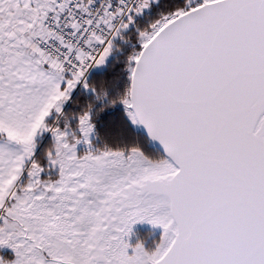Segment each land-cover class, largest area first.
<instances>
[{"label": "snow or ice", "instance_id": "1", "mask_svg": "<svg viewBox=\"0 0 264 264\" xmlns=\"http://www.w3.org/2000/svg\"><path fill=\"white\" fill-rule=\"evenodd\" d=\"M0 264H264V0H0Z\"/></svg>", "mask_w": 264, "mask_h": 264}, {"label": "trees", "instance_id": "2", "mask_svg": "<svg viewBox=\"0 0 264 264\" xmlns=\"http://www.w3.org/2000/svg\"><path fill=\"white\" fill-rule=\"evenodd\" d=\"M122 67V65L117 66V69L115 72L119 71V68ZM115 72H110L109 69L105 68L102 71H94L92 73V78L96 79L99 82V79L103 75L112 76L115 74ZM121 83H123V76L121 77ZM104 119L109 122V130L114 134L118 135L119 133H123L125 138L131 139L135 136H140L141 138L144 137V134L141 132L140 129L132 128L127 120L126 117L123 116L122 109L116 108L110 112H108ZM102 131L105 130V127L102 126ZM148 232H144V235H147Z\"/></svg>", "mask_w": 264, "mask_h": 264}, {"label": "rangeland", "instance_id": "3", "mask_svg": "<svg viewBox=\"0 0 264 264\" xmlns=\"http://www.w3.org/2000/svg\"><path fill=\"white\" fill-rule=\"evenodd\" d=\"M105 69V68H104ZM104 69H98L95 71H102ZM135 232L139 235L141 239H145L146 243L148 245L151 244L153 239H156L159 236V230L153 229L151 226L144 224V225H137L135 228ZM144 232H148L147 235H144ZM149 233H152V235H149Z\"/></svg>", "mask_w": 264, "mask_h": 264}, {"label": "water", "instance_id": "4", "mask_svg": "<svg viewBox=\"0 0 264 264\" xmlns=\"http://www.w3.org/2000/svg\"><path fill=\"white\" fill-rule=\"evenodd\" d=\"M140 130H141V132L144 134L143 130H142V129H140Z\"/></svg>", "mask_w": 264, "mask_h": 264}]
</instances>
